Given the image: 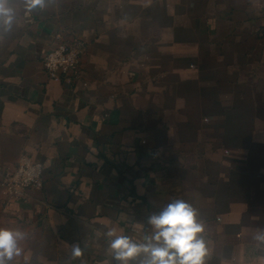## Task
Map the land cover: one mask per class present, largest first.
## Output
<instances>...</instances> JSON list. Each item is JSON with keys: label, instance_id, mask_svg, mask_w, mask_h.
Wrapping results in <instances>:
<instances>
[{"label": "crops", "instance_id": "crops-1", "mask_svg": "<svg viewBox=\"0 0 264 264\" xmlns=\"http://www.w3.org/2000/svg\"><path fill=\"white\" fill-rule=\"evenodd\" d=\"M9 6L0 183L26 154L42 184L22 200L0 184V228L26 234L8 264H119L108 230L140 241L174 199L204 226V264H264V0ZM76 39L78 72L50 79L42 56Z\"/></svg>", "mask_w": 264, "mask_h": 264}, {"label": "clouds", "instance_id": "clouds-1", "mask_svg": "<svg viewBox=\"0 0 264 264\" xmlns=\"http://www.w3.org/2000/svg\"><path fill=\"white\" fill-rule=\"evenodd\" d=\"M46 0H24L25 9L31 12L43 8ZM15 12L9 6V0H0V28L10 30ZM151 233L145 234L140 241H134L127 235H116L109 229L106 236H115L110 242L113 259L119 264H129L143 254L139 264H204L207 255L205 240L199 234L204 226L197 220L196 210L183 199H174L158 214L146 217ZM20 230L0 228V264H8L19 256L21 248L18 242L25 238ZM254 239L264 243V233H258ZM83 255L79 244H73L71 259Z\"/></svg>", "mask_w": 264, "mask_h": 264}, {"label": "built area", "instance_id": "built-area-1", "mask_svg": "<svg viewBox=\"0 0 264 264\" xmlns=\"http://www.w3.org/2000/svg\"><path fill=\"white\" fill-rule=\"evenodd\" d=\"M83 50L84 43L81 39L58 43L42 56L44 72L50 79L75 75ZM0 184L12 199L22 200L29 189L41 186L42 165L29 155L23 154L15 168L2 177Z\"/></svg>", "mask_w": 264, "mask_h": 264}]
</instances>
